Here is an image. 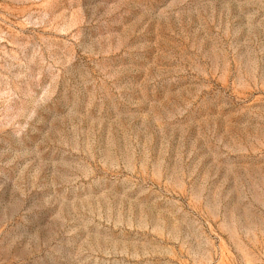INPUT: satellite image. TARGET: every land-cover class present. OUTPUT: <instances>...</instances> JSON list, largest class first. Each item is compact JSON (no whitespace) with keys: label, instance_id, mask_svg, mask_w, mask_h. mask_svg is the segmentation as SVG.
I'll return each mask as SVG.
<instances>
[{"label":"rangeland","instance_id":"1","mask_svg":"<svg viewBox=\"0 0 264 264\" xmlns=\"http://www.w3.org/2000/svg\"><path fill=\"white\" fill-rule=\"evenodd\" d=\"M0 264H264V0H0Z\"/></svg>","mask_w":264,"mask_h":264}]
</instances>
